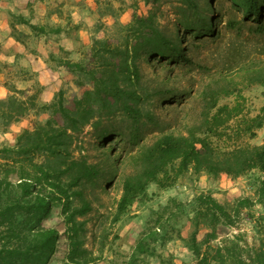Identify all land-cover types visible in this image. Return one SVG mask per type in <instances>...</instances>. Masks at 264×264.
Masks as SVG:
<instances>
[{"label": "trees", "instance_id": "16d2710c", "mask_svg": "<svg viewBox=\"0 0 264 264\" xmlns=\"http://www.w3.org/2000/svg\"><path fill=\"white\" fill-rule=\"evenodd\" d=\"M202 1L145 0L147 13L132 16L120 45L96 40L87 64L66 63L68 72L83 76L90 88L67 104L61 90L55 102L44 107L51 116L43 125L19 135L14 147L0 150V264H51L59 251L62 233L57 228L46 227L45 222L59 206L67 240L65 263H94L91 252L85 249L80 238L82 228L77 226L76 218L93 210L86 188L89 185L96 187L101 177L106 178L86 159H74L71 146L87 128L93 129L99 144H110L111 137L122 139L125 132L117 131L111 121L118 116L131 121L128 142L139 145L142 116L154 121L148 111L143 114L141 109L145 104L141 91L142 68L149 60L186 61V50L179 47L181 41H186L189 35L195 41H200L207 33L216 35L212 17L206 23ZM226 1L247 18L261 21L264 16V0ZM166 14L174 19L164 20ZM31 29L44 32L34 26ZM251 81L264 87V71L254 72ZM35 99L33 96L27 105L15 97L1 102L3 129L7 130L24 118L35 106ZM222 110L229 109H219L218 113ZM261 112L262 115L246 120L245 130L252 138L264 127V108ZM207 134L211 133H188L187 137L166 135L145 148L139 157L140 168L135 174L124 177L119 217L139 198L146 196L148 187L157 183L159 176L177 162L173 180L190 168L195 173L205 172L214 177L226 175L233 179L254 170L264 175V143L231 149L218 159ZM195 203L190 247L198 264H264V237L253 247L241 236L222 239L216 247H211L218 239L221 226L234 227L242 210H249L256 203L264 205V180L260 183L256 201L244 198L233 206H224L211 195L202 194L196 197ZM201 230L206 233L200 241ZM141 251L145 252L143 248Z\"/></svg>", "mask_w": 264, "mask_h": 264}, {"label": "rangeland", "instance_id": "374dc122", "mask_svg": "<svg viewBox=\"0 0 264 264\" xmlns=\"http://www.w3.org/2000/svg\"><path fill=\"white\" fill-rule=\"evenodd\" d=\"M90 4L96 24L90 33L91 45L80 57L82 64L90 61L94 41L120 45L132 16L145 15L148 11L145 0H92ZM201 5L206 10V23L212 17L216 35L207 33L200 41L189 35L186 41H181L179 47L186 50V61L149 60L142 68L141 91L145 104L141 109L143 114L148 111L154 121L142 116L139 145L128 142L131 121L118 116L111 121L117 131L125 132L122 139L111 137L110 144H99L96 133L87 128L71 146L74 159H86L106 178L101 177L96 187L86 188L93 210L76 218L77 226L82 228L80 238L91 252L93 264H198L190 247L196 197L211 195L224 206H233L244 198L257 200L264 180L257 170L233 179L195 173L190 168L173 180L177 162L148 187L146 196L139 198L122 216L118 215L124 177L135 174L145 148L166 135L187 137L188 133H211L207 135L218 159L231 149L264 143V127L253 138L245 130L246 120L262 115L264 108V87L251 81L254 72L264 71V16L261 21L247 18L226 0H203ZM163 19L172 21L174 16L166 14ZM89 88L83 76L69 73L62 89L66 104L80 98L82 91ZM226 108L229 110L218 113ZM44 123L35 122L31 131ZM61 209L55 207L45 222L46 227L57 228L62 233L59 251L51 264H66L67 240ZM205 233L200 231V241ZM236 236H241L251 247L259 245L264 237L263 204L242 210L234 227L221 226L211 247ZM142 248L145 252H140Z\"/></svg>", "mask_w": 264, "mask_h": 264}, {"label": "crops", "instance_id": "0c3cea01", "mask_svg": "<svg viewBox=\"0 0 264 264\" xmlns=\"http://www.w3.org/2000/svg\"><path fill=\"white\" fill-rule=\"evenodd\" d=\"M90 1L0 0V103L15 97L27 105L36 96L35 106L7 130L0 109V150L14 147L35 122L50 118L44 107L63 89L66 63L80 62L91 45L96 20Z\"/></svg>", "mask_w": 264, "mask_h": 264}]
</instances>
